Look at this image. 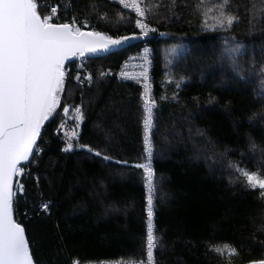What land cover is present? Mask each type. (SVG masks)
Instances as JSON below:
<instances>
[{"label":"trees","instance_id":"1","mask_svg":"<svg viewBox=\"0 0 264 264\" xmlns=\"http://www.w3.org/2000/svg\"><path fill=\"white\" fill-rule=\"evenodd\" d=\"M150 2L159 4L148 19L160 37L89 59L81 71L72 63L41 151L17 178L25 191L17 194L15 217L37 264L146 259L145 181L135 167L143 163V105L140 88L117 78L125 57L145 44L154 50L158 104L156 264L264 258V196L240 174L246 169L264 176V0H227L223 11L234 19L224 26L214 19L224 0ZM38 3L48 6L45 14L59 6L60 23L75 17L82 29L114 38L139 34L135 17L107 0ZM63 107L82 110L80 144L100 156L63 151L54 131ZM48 201L49 210L42 211ZM230 249L236 254L229 256Z\"/></svg>","mask_w":264,"mask_h":264},{"label":"snow or ice","instance_id":"2","mask_svg":"<svg viewBox=\"0 0 264 264\" xmlns=\"http://www.w3.org/2000/svg\"><path fill=\"white\" fill-rule=\"evenodd\" d=\"M119 3L125 9L131 8L135 11L138 17L135 24L142 35L147 36L149 31H155L145 20L154 8L159 7L158 3L152 4L150 0H119ZM226 3L227 0H224L219 5L221 11L214 17L221 26L231 25L234 19L225 15L223 8ZM47 7L38 3V0H0V264H37L25 226L17 222L14 215L19 202L17 194L25 191L24 184L17 182V178L27 174V164L21 166L22 162L35 159L34 151H41L37 145L41 129L60 107L61 96L65 90L66 61L71 57H84L88 53L107 51L136 38H113L102 32L84 31L76 24L75 17L71 23L53 22V15L57 13L58 7L52 6L51 14H45ZM100 75L105 76L107 73L101 72ZM120 75L126 77L128 73L121 72ZM134 78H142L145 82L143 125L147 156L145 163L136 164L135 167L143 169L145 173L148 193L146 258L148 264H155L154 249L159 245V238L154 232L153 223L155 172L150 139L155 100L152 97V85L148 82L147 68ZM76 79L79 80L80 76L77 75ZM86 80L90 84L92 75L88 74ZM62 111L67 114L69 108L63 107ZM83 119L82 110L76 108L77 128ZM78 140L79 132L75 128L70 134L65 133L66 146L63 151L79 147L96 156L101 155L87 144L73 143ZM104 159L108 160L110 157L105 156ZM240 174L249 187L260 189L264 196V176L246 169L240 170ZM51 203L43 202L40 207L48 211ZM214 250L218 253L222 251L220 248ZM234 254L236 249H230L229 256ZM74 264L80 262L76 260ZM249 264H264V258L252 260Z\"/></svg>","mask_w":264,"mask_h":264},{"label":"built area","instance_id":"3","mask_svg":"<svg viewBox=\"0 0 264 264\" xmlns=\"http://www.w3.org/2000/svg\"><path fill=\"white\" fill-rule=\"evenodd\" d=\"M107 1L108 2L109 1L113 2L114 4H116L123 11L133 15L135 17V19L138 18L137 14L135 13V11L133 9H131V8L125 9L123 7V5H121L119 3V0H107ZM52 6H57V5H52ZM52 6H50V8H49V14H51V7ZM57 7H58L57 13L53 15V22L60 23V20H59L60 10H59V6H57ZM71 22H68V23H71ZM145 22L149 24L151 29L155 30V31H149L147 36H149V37H151V36L152 37H160L159 30L157 28H155L154 26H152L151 23H149L148 15H147V18H146ZM83 30H86V29H83ZM138 30H139V34L138 35L144 36V35L141 34V30L139 28H138ZM145 49H147V52L145 51ZM153 56H154V50H153V48L151 46H149L147 44H145V46H142V48H140L139 50L128 54L125 57V59L123 60V63L119 66V68L117 70L118 71L117 72V78L120 81H122V82H124V81L125 82H129V83L134 84L135 86L137 85L140 88L141 104L143 105V91H144V83L145 82H144V80L142 78L137 80L134 77H137L140 72L144 71L145 68H147V73H148V77H149L148 82L151 83V85H152V97L155 100V107L153 108V126H152L151 133H150V139L152 141V146H153L152 165H153L154 172H155V161H154V159H155L156 150H155L154 133H155V130H156V127H155L156 115L155 114H156V111H157V108H158V104L156 103L155 92H154L155 81H154V69H153L154 68V58H153ZM77 62L79 63L78 70L81 71L83 69V66L87 63V60L79 58V59H77ZM66 69H67V74L69 72H71V69H72L71 68V64L68 65L66 67ZM121 72L128 73V76L122 77L120 75ZM78 75L81 78V73L78 72ZM143 116L145 117L144 110H143ZM144 117H143V119H144ZM60 119L61 120L57 124L56 128L54 129V131H55V134H58L62 138V142H64V148H65V146H66V143L64 141L65 133L70 134L71 131L75 128V130L79 132V139H80L81 130H80V126L78 128L76 127L77 124L74 122V120L72 118L63 116ZM61 125H63V127H61ZM142 127H143L142 139H143V150H144L142 162L145 163L147 154L145 152V143H144L145 130H144L143 122H142ZM73 143L74 144H77V143L80 144V141L79 140L78 141H73ZM77 148H79V147H76L74 149H77ZM142 173H144L143 169H142ZM144 181H145V173H144ZM153 183H154V192H153V211H154V216H153V223H154V232L157 235V227H156V220H157L156 219V211H157V207H156V205H157L156 173H155V176H154ZM144 185H145V196H146V207H145L146 208V219L148 220V217H147V194L148 193H147V188H146L145 182H144ZM41 210L44 211L42 208H41ZM146 231H147V223H146ZM158 247H159V245H158ZM158 247L156 249H154L155 264H156V255H157L156 251H157ZM109 264H148V261H147V258H146L143 262H137V261L128 262V261L120 260V261H115V262H109Z\"/></svg>","mask_w":264,"mask_h":264},{"label":"water","instance_id":"4","mask_svg":"<svg viewBox=\"0 0 264 264\" xmlns=\"http://www.w3.org/2000/svg\"><path fill=\"white\" fill-rule=\"evenodd\" d=\"M84 31H86V30H84ZM87 31H91V30H87ZM134 36L136 38H131V39L123 42L120 46L111 47L107 51H99L97 53H88V54H85L84 57H80V56L71 57L68 61H66V67L68 65L72 64V63L77 62V59H79V58L80 59H86V60H89V59H100V57L110 56L111 54L123 52L124 50L129 49L130 47L134 46L135 44L145 43V41L149 38V36H141V35H134ZM162 36L165 37V34H162ZM129 37H133V36H129ZM49 121L50 120L46 121L45 124H44V127L41 129V136L37 140V145L38 146H39V141H40V139H41V137L43 135V130H44L46 124ZM35 153L36 152L34 151V158H35ZM32 161H33V158H30L29 162H22L21 166H24L25 164H30ZM247 264H249V263H247Z\"/></svg>","mask_w":264,"mask_h":264},{"label":"rangeland","instance_id":"5","mask_svg":"<svg viewBox=\"0 0 264 264\" xmlns=\"http://www.w3.org/2000/svg\"><path fill=\"white\" fill-rule=\"evenodd\" d=\"M87 26H88V24H87ZM87 26H86V27H87ZM88 27H90V26H88ZM88 27L85 28L86 31H87V30H90V29H88ZM82 30H83V29H82ZM66 75H67V74H66ZM68 108H69V112H68L67 114L63 113L62 116H61V118H62L63 116H65V117H70V118H72V119L74 120V122L77 124L78 121L76 120V109H72L71 107H68ZM80 123H82V122H79V126H80Z\"/></svg>","mask_w":264,"mask_h":264}]
</instances>
